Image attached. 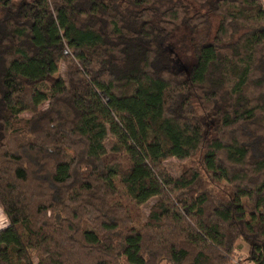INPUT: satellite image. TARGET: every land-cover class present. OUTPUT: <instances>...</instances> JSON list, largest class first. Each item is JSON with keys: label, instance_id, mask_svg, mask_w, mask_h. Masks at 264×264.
Returning a JSON list of instances; mask_svg holds the SVG:
<instances>
[{"label": "trees", "instance_id": "16d2710c", "mask_svg": "<svg viewBox=\"0 0 264 264\" xmlns=\"http://www.w3.org/2000/svg\"><path fill=\"white\" fill-rule=\"evenodd\" d=\"M0 206V264H264V0H0Z\"/></svg>", "mask_w": 264, "mask_h": 264}, {"label": "rangeland", "instance_id": "374dc122", "mask_svg": "<svg viewBox=\"0 0 264 264\" xmlns=\"http://www.w3.org/2000/svg\"><path fill=\"white\" fill-rule=\"evenodd\" d=\"M187 34H188L187 30L182 28L178 32H176L173 38L170 40L169 46L171 48L172 64L175 70L189 69L196 62V58L194 56L191 46L188 43L186 44ZM46 107L47 105H43L41 106V109L43 110ZM24 117L27 118L31 117V114H25ZM108 143L112 144V140L109 141ZM167 167L169 168L173 176H178L180 174V165L176 160H172L168 162ZM8 224H9L8 219L3 213V210L0 206V230L6 228ZM247 256H248V246L242 242L239 243L235 255V261L233 264H250L247 261Z\"/></svg>", "mask_w": 264, "mask_h": 264}]
</instances>
